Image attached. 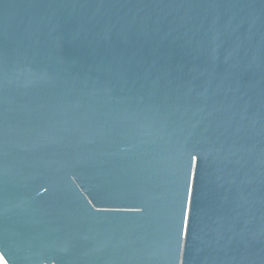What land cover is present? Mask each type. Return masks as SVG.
<instances>
[{
  "label": "water",
  "instance_id": "1",
  "mask_svg": "<svg viewBox=\"0 0 264 264\" xmlns=\"http://www.w3.org/2000/svg\"><path fill=\"white\" fill-rule=\"evenodd\" d=\"M6 264H264V0H0Z\"/></svg>",
  "mask_w": 264,
  "mask_h": 264
},
{
  "label": "built area",
  "instance_id": "2",
  "mask_svg": "<svg viewBox=\"0 0 264 264\" xmlns=\"http://www.w3.org/2000/svg\"><path fill=\"white\" fill-rule=\"evenodd\" d=\"M4 262V263H3ZM0 264H6L5 261L2 259V257L0 256Z\"/></svg>",
  "mask_w": 264,
  "mask_h": 264
},
{
  "label": "bare ground",
  "instance_id": "3",
  "mask_svg": "<svg viewBox=\"0 0 264 264\" xmlns=\"http://www.w3.org/2000/svg\"><path fill=\"white\" fill-rule=\"evenodd\" d=\"M4 263V262H3Z\"/></svg>",
  "mask_w": 264,
  "mask_h": 264
}]
</instances>
